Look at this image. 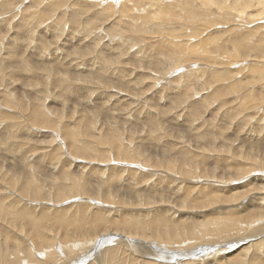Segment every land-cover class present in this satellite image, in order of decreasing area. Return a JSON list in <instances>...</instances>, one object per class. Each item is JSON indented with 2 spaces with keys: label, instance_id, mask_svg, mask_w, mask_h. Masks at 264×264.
Masks as SVG:
<instances>
[{
  "label": "bare ground",
  "instance_id": "obj_1",
  "mask_svg": "<svg viewBox=\"0 0 264 264\" xmlns=\"http://www.w3.org/2000/svg\"><path fill=\"white\" fill-rule=\"evenodd\" d=\"M7 1L0 0V8L3 5L7 4ZM11 1L13 2L9 4L12 5L11 7L7 6L9 10L5 13V15L8 14V17L4 19L8 21V26L12 27L11 19H13L15 16L17 17L18 13H20V19L17 18L19 19L18 27L20 30H24L25 28L30 27V24L34 20V18L38 21L36 22V24L44 22L43 20L52 19L51 16L53 13L46 16V10L49 11L52 9H63L66 10V13L68 12L66 16L67 18H65V12H61L60 14L55 13V17L53 18V21H51L52 26L54 28L55 26H58L61 31V27H63L65 24H68V22L71 23L72 28L80 27L81 30L84 31H89L99 23L95 31L99 32L102 31L105 27L109 28L110 37L116 36L117 31L121 29H118L117 26L127 29V31L122 29L123 31L121 35L119 33L117 34L118 40L125 41L127 39L128 41L129 39L132 41V45L130 47L137 45L138 49H135H137L138 52H141V54L143 50L146 51V53L143 52V54H147L148 57H150L154 61V67H152V71L158 75L161 74L160 78L163 77L165 79V75L169 73L172 74L176 69L180 70L183 66L185 67V65L188 64V66L186 68H183V71L181 73H178V75L180 77L182 75L184 77H187L188 81L190 82L194 81L193 91L191 92L195 93L197 96L198 94H201L202 98L199 100L200 102H198L197 100H191L189 102L187 100L186 103H188L189 108H197L203 106H198L199 104H201V102L204 103V106L206 104V107L209 108V106L211 107L216 101H219L218 107L219 105L223 106L228 102V95L231 91H233L234 88H245L247 91H250L249 93H253V91L255 93V90L259 91V88H264L263 83L262 85H260L262 78H264L262 75L264 71V53H262V51L264 52V49H262L264 48V33L263 31L261 33L258 32L260 31V29L258 30V28H261L262 25L264 26V23L261 25L257 24L252 28L248 27L249 23L253 24L255 23L254 21L264 20V0H199V4L195 3L196 0H126V4H124V2L119 4L121 0H118V2H116L117 0H90L89 3L87 2V0L86 2H83V0H79L81 3L78 0H31L30 4L32 3V5L30 6V12H27V9H29V7H27L28 5L20 7L22 4L25 5V0ZM129 1H132V5H135V11L137 12V15L135 14V16L131 13L132 7L128 5ZM39 4L43 5L42 9H44V11L37 7L39 6ZM59 4H62L63 6H59ZM140 4L142 6V10H144L145 8L147 11L151 12L153 16L162 14V19L156 25L151 26V30L146 27L148 19H150L147 16L141 17L142 19L139 20V23H137V20L141 15V10L139 11L138 9H141ZM51 12L52 11H50V13ZM83 12H86L88 15H86L85 17H81L80 19L79 16ZM123 12L127 15L125 20H123L126 23H123L120 19L121 13ZM212 12H214V14H216L215 12L221 13L222 16H232L231 22H233V24L235 25L230 22L231 26H228L229 22L227 23L225 20L229 19H222V22L220 23L219 19H215L212 17ZM22 16L24 18L21 19ZM27 19H29V21ZM39 19L42 22H40ZM82 19L88 20V22L90 21V23L86 24L85 22H83L84 20L82 21ZM94 19L97 20V23L95 24L92 23ZM105 21H108V23H105ZM234 21L237 23H234ZM0 22H2V20ZM223 25L226 26L223 27ZM241 27L244 28V31L241 29ZM2 40H4L3 37H0V43L3 42ZM53 44H55V42ZM1 48L4 47L0 46V54H2ZM199 49H201V56L205 55L206 53L209 55L208 58L212 61L205 58L202 60H207L208 62H210V65L207 66L203 65L202 62H196L197 59L199 60L198 57H200L198 56ZM125 50L123 53L127 54L125 53ZM252 51L257 52L253 53ZM107 52L108 49L105 45L99 43L91 44L83 50H77L76 52H74L75 56L72 57L74 58V60L71 62L69 61V66L71 68H76L82 63L91 64L95 60H101L104 61V64L107 67L111 68V66H113L115 68L117 65L115 64L116 66H114V64L112 65L111 63L114 62L115 58L119 57V55H121L122 53L119 49L113 55L107 57ZM258 52H261L262 54ZM128 55L129 57H131V54ZM139 55L138 57L141 58V56ZM124 57H126V55ZM12 59L8 57L7 59H5V64L7 63V65L4 69L8 73L12 72V70L16 68L20 63H15ZM193 64L197 66L194 67ZM235 65L238 66L232 68ZM48 66L49 65H47V67ZM190 66H192L193 68H188ZM33 67H35V69L33 70V68L31 67V70L33 71H31L30 74H32V76H38L37 79H39V77H41L40 67H42V65L36 64L35 66L33 65ZM44 68H46V66ZM60 71H62V69L60 70L57 67L53 69L51 67V73L54 72L55 76L52 77L48 75L49 78H40V84L42 85L41 87L47 86L49 83L46 82L50 81L51 79L58 81L59 76L62 74ZM235 72L238 73V75H240L239 72H244L246 77L241 76L242 78L240 77L237 80H235L236 78L230 79L233 78V73L235 74ZM66 73L69 74L70 72L67 71ZM90 73L98 74L97 71H90ZM106 74L104 75L105 78L107 76ZM2 75H4V72L0 70V76ZM64 75L65 77H68L66 74ZM99 75L101 74L99 73ZM204 75H206L207 77L205 78ZM124 76L127 75L124 74ZM138 76H141L145 79V74L139 73ZM200 77L201 79H199ZM69 78L70 82L68 86L70 85L71 89L74 84L73 81L77 79L88 86L87 89H91V91L93 89L102 90L106 88H112L115 85L113 83H110L111 80L109 82H107L106 80L105 82L104 80H102L101 76L92 78L85 74L81 78H79L76 73L75 75L73 74V71ZM60 79L63 80L62 77H60ZM117 79L119 83L117 82L118 84L115 86H120L122 85V83L125 84V81L123 82L124 79H122V76H119ZM136 79L138 78L133 77V80L131 82ZM127 81L129 82V80ZM188 81L184 84H187ZM37 82H39V80ZM215 82H217V84L214 86ZM55 83L56 82H54L53 85ZM136 83L140 82L138 81ZM58 84L57 86L62 85L61 82L59 85ZM150 85L151 84L149 83L148 86ZM248 85H252V87H255V89L250 90V86L248 87ZM68 86L67 89L69 88ZM119 86L118 88H120ZM115 88L117 91L114 92V95L118 96L117 98L121 101H123V99L125 100L126 95L124 96L123 92V94H118L121 93L122 89L120 90L117 89V87ZM186 90L187 93L190 92L188 89ZM91 91L89 90L90 93ZM106 92H101L100 96L104 95ZM132 92L135 94L134 90H132ZM86 93H88V91ZM110 93L107 92L104 95L105 99L111 95ZM8 95L4 94L2 98L3 101L0 97V100L5 104L4 106L6 107H9L12 104L11 98L8 97ZM259 98H261V96H259ZM33 100L34 103L33 105H31V107H28L29 109L24 108V106L27 107L26 104L24 106L23 103L17 104L20 107V109L17 107L18 112L20 113L24 109L25 113H27V115H30V121L32 123H38L41 125L44 124L47 127H50L52 123L53 125L55 124L54 130H57V133H59L60 136L63 137L64 141L62 140V142L66 141L70 145L69 147L67 146V153L70 156L64 158V164L61 163L63 164V167L61 168L62 173H59V171L58 173L56 172V174L59 175H54V178L52 176L51 178H49V176L51 175L49 173V180L42 179V182L45 183L43 184V187H41V183L37 182V179L40 178H37V176L34 177V172H30L32 166L27 167L29 166L28 162L24 163V165L19 166L20 168L22 167L26 169V171L24 172L19 168V170L23 171L20 173H24V176L21 177V174H19L20 179H17V181H13L15 178L12 179L13 177L9 174L1 172V170L5 167H3V164L2 167H0V264H264L263 161H256L255 159H252L248 154L242 152L239 156L242 157V160H239V164L252 165L255 168L251 169L247 174L240 176L231 182H240L245 178L251 176V173L254 172L261 173L253 174L252 178L254 181L252 189L245 190L244 188H246L247 185H250V183H245V185L229 191L228 194H230L226 196L223 195L224 193L222 194V192L227 189V182L225 181L214 179L215 182H219L220 185H214L211 183L213 186L211 187L194 183L196 180L191 181V176L186 175L185 173H182V175L180 174L178 176H174V171H171V169L168 167H175V164L172 163L171 158L167 159V166L153 165L154 168L145 167L147 170H154V172L169 173L164 174L158 182L156 180L152 181V179L149 180L146 178L148 174L147 170L143 168L141 170L139 168H135L137 167L138 163H134L133 161L141 159L143 163L150 164L153 162L150 157L154 156L157 159L156 161H161V158L157 155H152L151 153L148 155H144V152H142L141 150L137 151L136 149L130 148L131 144L129 145V143L131 142V140H126L127 138L124 139L122 133L117 129V127L110 126L113 131L108 134L110 138L108 142L106 139L108 138V136L103 137L105 132L101 131L99 128H96L95 122V124L91 122V120L93 121V119H90L89 121L86 120L87 122L83 124V127H81L83 131L76 132L75 130L74 132V124H78L77 126H79L82 120L81 118H78V120H76L72 125L68 123H61L59 125L60 122L58 123L56 120L60 121L63 116L59 115L57 119H51L53 120L51 121L50 119H48V117H46L47 115L44 111L42 101L38 102V99ZM248 100V98L246 99V101H244V99H240L241 102L238 105L242 106L243 104L245 106ZM135 104L139 103L137 102ZM12 105H16V103ZM131 106L132 105H129V111H132ZM186 110H184V112ZM253 110H256L252 111L253 115H255L254 119H256V117L258 116L257 112L259 111H261L260 113L264 115V105L263 107H255L253 108ZM164 112L161 113L164 114ZM191 114L194 118L193 113ZM3 115H1L2 118L4 117ZM69 115H71V112H69ZM159 116H161V114ZM162 117L163 116H161V118ZM164 117H166V115ZM188 117L186 116L187 119ZM2 118L0 119V121L2 120ZM4 118L6 119V117ZM191 119H188L189 122ZM36 120L37 122H35ZM262 120H264V117ZM194 123L195 121L189 124ZM11 125L13 124H10V126ZM153 127L155 128V124H153ZM186 127L189 128V126ZM151 128L150 133H152ZM221 128L224 129V127ZM161 129L159 128L156 131L160 133ZM79 135H83L84 137L82 138ZM157 135L160 138V135ZM159 138L157 140H159ZM66 145L67 144H65V146ZM46 147L47 146H45V148ZM215 147V145L214 147L212 146V148ZM51 148L53 149V147ZM156 149H158V147ZM37 150L41 149L38 148ZM43 150H41V152L37 154L39 156L43 155ZM36 152L32 155L36 154ZM52 152L53 155H51ZM52 152H50V155L52 156V162L55 158H60V156L63 155L61 154L62 151L60 152L58 145L55 149L52 150ZM189 152V150H187V152L184 151L185 154ZM237 155L238 154H236V156ZM48 160L50 159L48 158ZM72 160H74V162L77 161L73 165H75V167H77L79 171L80 167H83L85 169L91 168L95 170L96 168L92 167H95L97 165H94L93 163L92 165L90 163L98 162L103 164V166L120 170L121 173L117 172V174L114 175V173L111 174L110 172H108L104 176V182L109 184V186H105L107 189H102V187H100V184H105L101 183L103 180L100 178V176L98 177L97 173L99 170V172H101L102 174L105 169H96L97 172L95 173V175L97 174V176L93 177H95V181L97 183L88 180L87 178L85 179H87L88 181H85V179H82L81 177L82 180L78 179L79 182H77L78 184L75 185L74 176L76 175V172L74 171V175L72 171V173L70 172V168H66L67 166H72ZM35 161L39 163V160L35 159ZM111 161H113L114 163H111ZM214 161L216 164L222 165L223 167L220 166V168H222L223 170H229L230 168L228 167V164L231 165V163L234 162L232 161V158L224 156L221 157L220 155L215 156ZM46 163L51 165V162L49 163V161ZM125 164L134 165V168L125 166ZM193 164L194 163L192 159H190L188 156H185L183 159H181L179 168L187 167L191 171ZM156 167L163 168L158 169ZM258 168H261L263 170L256 171V169ZM126 169L129 170V173L123 175ZM197 170H199V168H197ZM82 171L84 172V170ZM93 172L92 175L94 174ZM184 172H187V170ZM18 173L19 172H17V174ZM14 174L16 173L13 172V176H15ZM83 174H81V176L85 177V175ZM237 175H239V170H237ZM205 177L206 176H204L203 179H205L206 181ZM222 178L223 180L228 179L223 176ZM203 179L198 180V182L202 181ZM47 182H50L52 184H50L51 188L48 187L49 184L47 185ZM44 185H47L46 189H48V192H46L45 195L48 194L51 197L52 195L50 194L54 193V196H52L51 199L43 195L45 190ZM254 187L263 188L260 191V194H263V196L260 197L259 195L261 201H258V203H256L257 201L255 202L254 200L259 199V197H256L255 195L253 196L252 194H257L259 190H256ZM245 193L251 194L249 196L252 197L247 199ZM122 194H131L132 197H114L121 196ZM83 198L86 202H84ZM131 200L133 201V204H137L139 208H137L136 210H132L129 214L123 213L124 209L122 208L126 207V202H129ZM139 201L140 205L138 203H134ZM243 201L244 203H246L245 205L243 204ZM64 204H66L65 206L68 205V208H66ZM155 205H157L158 208L155 212H146ZM107 206H114L115 209L113 210L105 208ZM69 207H71V209H69ZM118 207H120V209L123 211L118 212L116 210ZM61 208L62 210H60Z\"/></svg>",
  "mask_w": 264,
  "mask_h": 264
},
{
  "label": "rangeland",
  "instance_id": "obj_2",
  "mask_svg": "<svg viewBox=\"0 0 264 264\" xmlns=\"http://www.w3.org/2000/svg\"><path fill=\"white\" fill-rule=\"evenodd\" d=\"M5 1H7V0H5ZM8 1L6 2L7 4L2 6L3 8L2 7L0 8V21L2 20V22H0V37H3V39H4V40H2L3 42L0 43V46L4 47V48H1L2 54H0V57L2 59V60L0 59V70H2L4 72V75L0 76V82H1L0 83V97L2 100L4 94L5 95L10 94V95H8V97L11 98L12 104L16 103V105L11 104L9 107H6V106H4L5 104L2 103L3 100L2 101L0 100V117L2 118L1 115L4 114L3 116L6 117L7 120L9 119L7 121L3 117L2 120L0 121V165H1L0 167H2V164H3V167L5 166L4 169L1 170L2 173L4 172V173L9 174L10 176L13 177L12 179L15 178L13 181H17V179H20V176L21 177L24 176V173L22 174L20 172L26 171V169H24L22 167L20 168L19 166L24 165V163L28 162L29 166H27V167L32 166L30 172L31 171L34 172L33 173L34 177L37 176V178H40V179H37V182L41 183L42 185L41 184H39V185H41V187H43V184H45V183L42 182V179L43 180H45V179L49 180V178H51V176L53 177L54 175L55 176L59 175V174H56V172L58 173V171H59V173H60L62 171L61 168L63 167V164L65 162L64 158L70 156L67 153V148L70 145L66 141H65L66 143L62 142L63 137L60 136L59 133H57L58 132L57 130H54L55 124L53 125V123H52L50 125V127L49 126L47 127L44 124H42V125H44V126H42L41 124H38V123H32L30 121L31 120L30 115L28 114L29 115L28 116L27 113H25L24 109L22 110V112H20V113L18 112L17 109L18 108L20 109V107L17 104L23 103V106L26 104L27 107L24 106V108L29 109L28 107H31V105H33V103H34L33 99H35V100L38 99L37 100L38 102L42 101L43 106H44L43 108H44V111L46 112V115H47L46 117H48V119L55 120V118L57 119L59 117V115L63 116L60 119V121L56 120L58 123L60 122L59 125L61 123H68V124L72 125L75 123L76 120H78V118H81L82 124L80 123L79 126H77L78 124H74L75 128H73L74 132H75V130H76V132H80V131H83L81 128L84 126L83 124L86 123L87 121H89L90 119H93V121L91 120V122L93 124L96 123L95 124L96 128H99L101 131L105 132L103 137L104 136L107 137L108 134H110L113 131V129L110 126L117 127V129L122 133V136L124 139L127 138L126 140H128V139L131 140V142L129 143V145L131 144L130 148L136 149L137 151L141 150L142 152H144V155H148L151 153L152 155H157L161 158V161H156L157 159L154 156L150 157L153 161L150 164H145L142 162L141 159H137V160L133 161L134 163H138L137 167H135V168H139L140 170L143 168V169L147 170L145 167L154 168L153 165L167 166L168 164L166 161H167V159L171 158V161H172V163L175 164V167H170V166H168V167L171 169V171H174V176H178L180 174L182 175V173H185L186 175L191 176L190 177L191 181L196 180L194 183L203 184L205 186H211V187H213L212 184L220 185V183L215 182V180H222V181L227 182L226 183L227 184V189H226L227 191L225 190L226 192L225 191L222 192V194L224 193L223 194L224 196L229 195L230 194V193L228 194L229 191H231L233 189H237L238 187L245 185V183L246 184L250 183V185H247L246 188H244L245 190H249V189L253 188V181L254 180H253L252 176H253V174H260L261 172L251 173L252 174L251 176L245 178L244 180H242L240 182H231V181H233L234 179H236L240 176L247 174L251 169L255 168L252 165H240L239 164V160H242V157H239L242 152L245 154H248L252 159H255L256 161H263L264 162V125H263L264 120H262L264 115L262 113H260L261 111L257 112L258 116L256 117V119H257L256 120V119H254L255 115H253V112H252V111H256V110H253V108H255V107H259V106L263 107V105H264V88H259V91L255 90V93L257 95L254 93V91H253L254 94L252 92L249 93L250 91H247L245 88H234L233 91H231L228 95V100H227L228 102L226 104H224L223 106L219 105V107H218L219 101H216L212 105L213 109H212V106L211 107L209 106V108H207L206 104L204 106V103H202V102L198 106L203 105L204 107L200 106L197 108L196 107L189 108L188 103H186L187 100L189 102L191 100H195V101L197 100L198 102H200L199 100L202 98H201V94H198V96H197L195 93L191 92V91H193L194 81L190 82V81H188L187 77H184L183 75H182L183 77L182 76L180 77L178 75V73H181L183 71L182 69L186 68L188 66V64H186L185 67L183 66L182 69H180V70L176 69L172 74L169 73V74L165 75V77H166L165 79L163 77L160 78L161 74L158 75L152 71L153 70L152 67H154V61L150 57H148L147 54H143V52L146 53V51L143 50L142 54H141V52L137 51V49H138L137 45L130 47L132 45V41L129 39H128V41H127V39L125 41H119L118 40L117 34L119 33L121 35V33L123 31L122 29H124L126 31H127V29L117 26L118 29L119 28H121V29H119L117 31L116 36L110 37V35H109L110 29L109 28L105 27L104 29H106V30L103 29L104 31L103 30L99 31V32L95 31V29L97 28L99 23L96 24L89 31H84V30H81L80 27L72 28L71 23L68 22V24H65L63 27H61L62 28V31H61V29L58 26H57L58 28L56 26L54 28L52 26L51 21H53V18L55 17L54 16L55 13H58V14H60L61 12L66 13V10H63V9H60V10L52 9L49 11L46 10L45 11L46 16L48 14L53 13L51 16L52 19L43 20L44 22L40 21V19H39V21L42 23L36 24V22H38V21L34 18V20L30 24V27L25 28L24 30H20L18 27V23H19L18 20L20 19V13H18L17 17L15 16L13 19H11L12 27L8 26V21L4 20L6 17H8V14L5 15V13L8 12V10H9L8 7H11V5H12L9 3L13 2L11 0H8ZM89 1L90 0H87L88 3H89ZM145 1H148V0H145ZM192 1H195V0H192ZM30 2H31V0H25L24 1L25 5L22 4L20 7L28 5L27 7H29V9H27V12H30L29 11V10H31L30 6L32 5V3L30 4ZM83 2H86V0H83ZM116 2H118V0ZM123 2H124V4H126V0H121L119 2V4L123 3ZM199 2H200L199 0L195 1V3H198V4H199ZM198 4H196V5H198ZM128 5L130 7H132V10H131L132 15H134V16H135V14L137 15V12L135 11V5L134 4L132 5V1H129ZM59 6H63V5L59 4ZM140 6H141V4H140ZM37 7L39 9H42L43 5L39 4V6H37ZM138 9H139V11L141 10L140 11L141 15L138 18L137 23L140 22L139 20L142 19L141 17L147 16L150 19H148L146 27L150 30L152 29L151 26L156 25L162 19V14H160V15L158 14V15L153 16L152 13L147 11L145 8H144V10H142V6H141V9L140 8H138ZM42 10L44 11V9H42ZM50 11H52V12L50 13ZM67 13L65 14V18H67L66 17ZM215 13L216 14H214V12H212L211 15L213 18L219 19L220 23L222 22V19H229V20H225V21L227 23L231 22L232 16H226V15L222 16L221 13H218V12H215ZM86 15H88V14L86 12H83L82 14H80L79 17L81 19V17H85ZM116 15H117V13H116ZM216 15L219 17H217ZM126 17H127L126 13H124V12L121 13L120 19L123 23H126L123 21V20H125ZM17 18H19V19H17ZM22 18H24V17L22 16L21 19ZM27 20L29 21V19H27ZM82 21L85 22L86 24L90 23V21L88 22V20H85V19H82ZM96 21L97 20L94 19L92 21V23L95 24V23H97ZM257 21H254L255 23H253V24L249 23L248 27L252 28L253 26H256L257 24L261 25L264 23V20H257ZM105 23H108V21H105ZM229 23H228V26H231V23L233 24V22H231L230 24ZM234 23H237V22L234 21ZM233 25H235V24H233ZM224 26H226V25H223V27ZM262 26H261L262 29L260 27L258 28V30L260 29V31H258L259 33H261L262 31L264 33V30H263L264 26L263 27ZM243 27H241V29L244 31ZM107 29H108V31H107ZM245 29H248V28H245ZM24 31H25V33H24ZM31 32H33V33H31ZM44 34H46V35H44ZM216 38H217V36H216ZM54 42H55V44H53ZM84 42H85V44H84ZM98 43L105 45L106 48L108 49L107 57H109L110 55H113L117 50L120 49L122 54L119 55V57H116L114 62L111 63L112 65L114 64V66L117 65L115 68L113 66H111V68L107 67L104 64V61H101V60H95L91 64L82 63L83 65L81 64V65L77 66L76 68H74V67L71 68L69 66L70 62L74 60V58H72L75 56L74 52H76L77 50H83L91 44H98ZM135 48H137V49H135ZM201 49H203V48H201ZM201 49L198 50V53H199L198 56H200V57H198L199 60L197 59L196 62H198V63L202 62L203 65L208 66V65H210V62H208L207 60H211V59L208 58L209 55L207 53L205 55L201 56L200 55ZM262 49H264V48H262ZM124 50H125V53H127V54L123 53ZM11 52H12V54H11ZM13 52H15V53H13ZM252 52L256 53L257 51H252ZM133 53H135V54H133ZM139 53H140V55H139ZM258 53L262 54L264 52L262 51V53L261 52H258ZM93 54H94V52H93ZM128 54H131L130 55L131 57H129ZM125 55H126V57H124ZM138 55L141 56V58H139ZM145 55H147V56H145ZM11 56L13 57V59ZM40 56H41V58H40ZM7 57L14 60L15 63L20 62L19 63L20 66L18 65L19 66V67L17 66L18 68L16 67L12 70V72H9L10 74L8 72H6V70L4 69L5 66L7 65V63L5 64V59H7ZM37 57H38V59H37ZM204 58L207 60L206 61L202 60ZM147 61H148V63H147ZM36 64L42 65V67H40V70H41L40 76L41 77H39V79H37L38 76H32V74H30L31 71H33L35 69V67H33V65L35 66ZM44 65L46 66V68H44L45 67ZM47 65H49V66L47 67ZM86 65H87V70H86ZM193 66L195 67L197 65L193 64ZM237 66L238 65H235L232 68H235ZM31 67L33 68V70H31L32 69ZM51 67L53 69H55L56 67L59 68L60 70L62 69V71H60V72L62 74L63 73L66 74L68 77H65L64 74L63 75L61 74L58 78V81L51 79L50 81L46 82V83H49L47 86L41 87L42 85L40 84V81L43 77L49 78V76H52V77L55 76L54 72H52L53 74L51 73ZM117 68H120V69H117ZM188 68H193V67L190 66ZM18 69H20L21 71ZM124 69H126V70H124ZM65 71L70 72L69 73L70 75L68 73H66ZM72 71H73V74L75 75V73H76V75L79 78H81L85 74L88 75L89 77H92V78H96V77L101 76L102 80H104L105 82H106V80H107V82H109L111 80L110 83H113L115 85H117L119 83L117 81L118 80L117 78L119 76L120 77L122 76V79H124L123 82L125 81V84L122 83V85H120V86L118 85L120 88H118V86L114 85V87H112V88H106V89H102V90L101 89H96V90L93 89L91 91V89H87L88 86H86L82 81L77 79V80L73 81L74 84H73V87L71 89L70 85L68 86V84L70 82L69 76H71ZM90 71H92V72L97 71L98 74H92V73H90ZM99 73L101 75H99ZM123 73L127 76H124ZM139 73L145 74V79L141 76L139 77L138 76ZM81 74H82V76H81ZM105 74L108 77L106 76V78H105L104 77ZM116 74H118V75H116ZM239 74L240 75H238V73H236V72H235V74L233 73V78H230V79L236 78L235 80H237L241 76H243V77L245 76L244 72H239ZM262 75L264 77V71H263ZM60 77H62L63 80H61ZM133 77H137L138 79L131 82L133 80ZM152 77H155V78H152ZM201 77L199 79H201ZM204 77L206 78L207 76L204 75ZM139 78H142V79H139ZM186 79H187L188 83L184 84L187 82ZM245 79H247V78H245ZM34 80H36V81H34ZM38 80H39V82H37ZM53 80H54V82H56L55 83L56 85L55 84L53 85V83H54ZM65 80H67V81H65ZM127 80H129V82ZM156 80H157V82H156ZM59 81L61 82L62 85H59L60 84ZM138 81L140 83H136ZM66 82H68V83H66ZM133 83H136V84H133ZM149 83L151 84L150 86H148ZM262 83L264 84V78H262L260 85H262ZM57 84L59 86H57ZM63 84H64V86H63ZM216 84H217V82L214 83V86ZM67 86L69 87L68 89H67ZM123 86H124V88H123ZM115 87H117V89H120V90L122 89L121 93H118V94L124 93V96L126 95L125 100L123 99V101H121L117 98L118 96L114 95V92L117 91ZM248 87L250 88V90L255 89V87L253 88L252 85H248ZM186 89H188L191 93L190 92H189L190 94L187 93ZM89 90L91 91V93L89 92ZM132 90L135 91V94L132 92ZM85 91L86 92L88 91V93H86ZM106 91L109 93L111 92L110 93L111 95L105 99L104 95L107 93ZM101 92H106L104 95H101L104 97L100 96ZM181 92H183V93H181ZM2 93H4V94H2ZM129 94H131V95H129ZM141 95H143V96H141ZM259 96H261V98H259ZM97 97H99L101 99H99ZM142 97H144V98H142ZM16 98H18V99H16ZM247 98L249 99L248 100L249 102L247 101L248 105L247 104H245V106L243 104H242V106L238 105L241 102L240 99L241 100L244 99V101H246ZM99 100H101V101H99ZM17 101H19V102H17ZM97 101H99V102H97ZM137 102L140 105L135 104ZM98 103H101L102 105L98 104ZM152 104L155 106H153ZM129 105H132L131 106L132 111H129V109H128ZM182 105H183V107H182ZM11 106H16V107H11ZM151 106H153V107H151ZM106 108H108V109H106ZM223 108H224V110H223ZM243 108H244V110H243ZM186 109H189V110L192 109V110L189 111ZM237 109H238V112H237ZM184 110H186V111L184 112ZM245 110H247V111H245ZM69 112H71V115H69ZM161 112H164L166 117H164L165 115ZM244 112L245 113L247 112V113L245 114ZM168 113H169V115H168ZM191 113H193L194 118H193ZM160 114H161V116H163L162 118H161V116H159ZM167 115H168V117H167ZM186 116L187 117L190 116V117H188V119L192 118L193 120L191 119L189 122V120L186 118ZM236 116H238V117H236ZM195 117H197L198 119ZM25 118H28V119H25ZM185 119H187V120H185ZM53 120H51V121H53ZM18 121H19V124H18ZM134 121H135V123H134ZM144 121L148 122V123H145ZM194 121H195L194 124H189V123L194 122ZM35 122H37V120ZM30 123H31V125H30ZM139 123H141V124H139ZM156 123H157V125H156ZM10 124H13V125L10 126ZM153 124H155L156 129L153 127ZM184 124H185V126H184ZM25 125H27V126H25ZM168 125H170V126H168ZM186 126H189V128ZM166 127H168V128H166ZM217 127H219V128H217ZM221 127H224V129ZM256 127H258V128H256ZM150 128L152 129V133H150V131H151ZM159 128L160 129L162 128L160 130V133H158V131H156ZM163 128H164V130H163ZM1 129H3V130H1ZM241 129H243V130H241ZM15 131H16V133H15ZM108 131H110V132H108ZM245 131L247 134L245 133ZM162 132H164L165 134ZM19 134H21V135H19ZM157 134L160 135V138ZM8 136L11 140L8 138ZM79 136H81L82 138L84 137L83 135H79ZM235 137H236V140H235ZM158 138H159V140H157ZM228 138H230V139H228ZM51 139H52V141H51ZM106 139L108 142L110 139L109 136ZM228 142H229V144H228ZM241 142H242V144H241ZM237 143L238 144L240 143V144L238 145ZM65 144H67V145L65 146ZM213 144L216 146L215 148H212V146L214 147ZM57 145H58V148L60 149V152L62 151L61 154H63V155L60 156V158H58V157L55 158L54 161L52 162V156H51V155H53L52 150L55 149L57 147ZM45 146H47L48 148L47 147L45 148ZM154 146H157L159 150L156 149L157 147H154ZM179 146L181 147V149ZM8 147H10V148H8ZM51 147H53V149ZM237 147L239 150L237 149ZM38 148H40L41 150L44 149L43 150L44 154L41 155L42 158H41V156H39L37 154V153L41 152V150H37ZM187 150H189L190 152L185 154L184 151L187 152ZM228 150H230L231 152ZM35 152H36V154L32 155ZM50 152H52V154ZM58 152H59V150H58ZM236 154H238V155L236 156ZM217 155H220L221 157L224 156V157L232 158V161H234V162L231 163V165L228 164V167L230 168L229 170H223L222 168H220V166L223 167L222 165L215 163L214 157ZM47 156L50 160H48ZM185 156H188L190 159H192V161L194 163L192 165L191 171L187 167L179 168L181 159H183ZM35 159L39 160V163L36 162ZM14 160L17 162H15ZM47 160L49 161V163L51 162L50 163L51 165L46 163V162H48ZM72 161H73L72 166H67L66 168H70V172L72 171L74 175L76 172V175H75L76 177L74 176V181H75L74 184L75 185L78 184L77 183V182H79L78 179H81V177H82V179L87 178L88 180H91V181H94L95 183H97L95 181V177H93V176H97V174L95 175V173L97 172L98 169H100V170L105 169V171L103 172L104 174L103 173L101 174V172H99V170L97 173H98V177L100 176V178L103 180L101 183L105 184V185L100 184V187H102V189H107L105 186L106 185L109 186V184L104 182V176L108 172H110L111 174L114 173V175H116L117 172L121 173L120 170H116V169H113V168H110L107 166H103V164L98 163V162H91L90 163V164L93 163L94 165H97V166L99 165L98 168H97V166L92 167V168H96L97 170L96 169L93 170L91 168L85 169L83 167H80V171H79L77 169V167H75V165H73L77 161H75V162H74V160H72ZM78 161H80V160H78ZM249 161H252V160H249ZM61 163H63V164H61ZM111 163H114V162L111 161ZM116 164H119V163H116ZM125 166H130V167L134 168V165L125 164ZM19 168L23 171L19 170ZM156 168L162 169L163 167H156ZM197 168H199V170H197ZM16 170H18V171H16ZM82 170H84L85 173ZM92 170L95 172H93ZM186 170H187V172H184ZM237 170H239V175H237ZM261 170H263V169H261V168L256 169V171H261ZM13 172L16 173V174H14L15 176H13ZM17 172H19V173L17 174ZM92 172L94 173L93 175H92ZM147 172H148V174H147L146 178L149 180L152 179V181L156 180L157 182L160 180L161 177H163L164 174H169V173H165V172H154V170H147ZM49 173L51 174L50 176H49ZM127 173H129L128 169H126V171L123 175H126ZM19 174H21V175L19 176ZM81 174L85 175V177L81 176ZM156 175H159V176H156ZM198 175H201V176H198ZM48 176H49V178H48ZM77 176L80 178H78ZM204 176H206L205 177L206 181H205V179H203ZM222 176L225 177L226 179L227 178L228 179L223 180ZM87 179H85V181H88ZM200 179H203V180L198 182V180H200ZM209 183H210V185H209ZM46 184L47 185L49 184L48 187L51 188L52 184L50 182L49 183L47 182ZM232 184H235V185H232ZM47 185L46 186L44 185L45 190H44L43 195L45 197L51 199V197L54 196V193L50 194V195H52L51 197L48 194L45 195V193L48 192V189H46ZM258 185H260V184H258ZM254 188L256 190H259V192H257V194H252L253 196L254 195L256 197H259V195H260V197L263 196V194L262 195L260 194V191L263 188H257V187H254ZM241 189H243V188H241ZM249 195H251V194L245 193V196L247 197V199L252 197ZM84 196H85V194H84ZM114 197L131 198L132 196H131V194H126V195L122 194L121 196H114ZM260 197H259V199H255L254 201L255 202L257 201L256 203H258V201L260 202L261 201ZM84 202H86L85 199H84ZM134 203H138L140 205V201L134 202ZM126 204H127L126 207L122 208V209H124L123 213L129 214V213H131L132 210H136L137 208H139L137 206V204H133L132 200L129 202H126ZM243 204L245 205L246 203H244V201H243ZM65 205L66 204H64V206ZM68 205H69V203H68ZM68 205L65 207L68 208ZM46 206H47V204H46ZM105 208L113 209V210L115 209L114 206H107ZM69 209H71V207H69ZM119 209H120V207H118L116 210L118 212L123 211L121 209L119 211ZM156 209H158L157 205L153 206L150 210H147L146 212H155ZM60 210H62V208ZM33 211H35V210H33ZM35 214H37V213H35ZM117 219H120V218H117Z\"/></svg>",
  "mask_w": 264,
  "mask_h": 264
}]
</instances>
